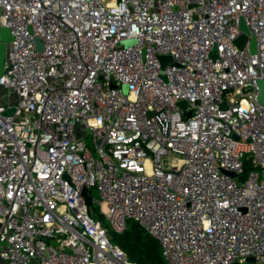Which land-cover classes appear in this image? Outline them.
<instances>
[{"label":"built area","instance_id":"built-area-1","mask_svg":"<svg viewBox=\"0 0 264 264\" xmlns=\"http://www.w3.org/2000/svg\"><path fill=\"white\" fill-rule=\"evenodd\" d=\"M0 25V264H139L128 219L166 264H264V0H0Z\"/></svg>","mask_w":264,"mask_h":264},{"label":"trees","instance_id":"trees-1","mask_svg":"<svg viewBox=\"0 0 264 264\" xmlns=\"http://www.w3.org/2000/svg\"><path fill=\"white\" fill-rule=\"evenodd\" d=\"M250 168H252L251 161L246 159L245 172ZM112 238L124 249L130 259L139 264H166L158 239L135 219H128L125 229L121 232L112 230Z\"/></svg>","mask_w":264,"mask_h":264},{"label":"water","instance_id":"water-1","mask_svg":"<svg viewBox=\"0 0 264 264\" xmlns=\"http://www.w3.org/2000/svg\"><path fill=\"white\" fill-rule=\"evenodd\" d=\"M241 27L245 32H249L248 27L244 21H242ZM13 39H14V35L12 33L11 28L8 26H5V25H0V75L3 73V69H4V65H5V59L7 56L8 43L13 41ZM131 41H133V40H129L127 42H131ZM36 42H37V47L39 49H41V42H40L39 38H36ZM250 49H251V52L253 54L256 52V38L254 36H252V38H251ZM161 59L163 61V66H164V63L168 60H171V57L170 56H162ZM257 83L260 87V94H259L258 99H259L260 103H264V79L258 78ZM182 103L184 105L187 104V102L185 100H183ZM14 109H15L14 107L8 108L4 111V114L13 113ZM226 172L231 174V175H235V172H233V171H226ZM82 192L85 195L87 204L90 206L92 204V201H93L92 190L85 186L83 188ZM250 259H254V257H250Z\"/></svg>","mask_w":264,"mask_h":264},{"label":"rangeland","instance_id":"rangeland-1","mask_svg":"<svg viewBox=\"0 0 264 264\" xmlns=\"http://www.w3.org/2000/svg\"><path fill=\"white\" fill-rule=\"evenodd\" d=\"M123 89L124 91H128V86L126 84L123 85ZM7 90V89H6ZM6 90H1L0 95L6 94ZM94 194L97 195L96 191H94ZM92 210H93V215L97 218H100L104 221V223L106 224V226L111 227L109 219L107 218V216L103 215L100 211H99V205L96 201L93 202L92 205Z\"/></svg>","mask_w":264,"mask_h":264}]
</instances>
